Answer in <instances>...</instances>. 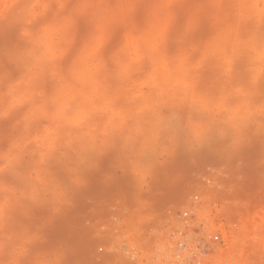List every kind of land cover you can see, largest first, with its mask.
<instances>
[{"label": "rangeland", "instance_id": "rangeland-1", "mask_svg": "<svg viewBox=\"0 0 264 264\" xmlns=\"http://www.w3.org/2000/svg\"><path fill=\"white\" fill-rule=\"evenodd\" d=\"M195 202L264 264V0H0V264H133Z\"/></svg>", "mask_w": 264, "mask_h": 264}, {"label": "built area", "instance_id": "built-area-1", "mask_svg": "<svg viewBox=\"0 0 264 264\" xmlns=\"http://www.w3.org/2000/svg\"><path fill=\"white\" fill-rule=\"evenodd\" d=\"M212 222L210 212L195 202L174 215L152 248L144 250L140 244L128 241L126 245L119 244L117 250L133 264H216L226 255L222 250L225 239ZM171 246L175 249L173 258L165 253Z\"/></svg>", "mask_w": 264, "mask_h": 264}, {"label": "bare ground", "instance_id": "bare-ground-1", "mask_svg": "<svg viewBox=\"0 0 264 264\" xmlns=\"http://www.w3.org/2000/svg\"><path fill=\"white\" fill-rule=\"evenodd\" d=\"M258 54H260V51H258ZM253 207V206H252ZM249 211V210H248ZM212 226L215 228V229H217V227H215V225H214V223H212ZM123 236H125V238L124 239H119V241L120 242H117L118 244H121V245H126L127 244V242H128V235L126 236L125 235V233H121ZM135 235V234H134ZM133 235V236H134ZM120 238V237H119ZM134 239H136V238H134ZM133 239V240H134ZM137 241V240H136ZM100 250L102 249L101 247L99 248ZM105 251V250H104ZM118 253V252H117ZM148 253H151V252H149L148 251ZM165 253L170 257V258H173V256L175 255V249H174V247L173 246H171L170 248H168V249H166L165 250ZM122 255V254H121ZM121 257V256H120ZM122 258V257H121ZM119 259V258H118ZM124 260V259H123ZM121 261V260H120ZM119 263H121V262H119ZM121 264H123V262L121 263ZM125 264V263H124Z\"/></svg>", "mask_w": 264, "mask_h": 264}]
</instances>
